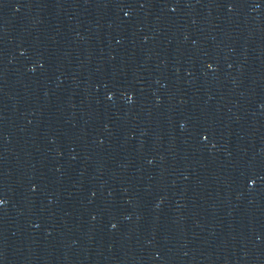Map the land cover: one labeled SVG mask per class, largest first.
Here are the masks:
<instances>
[{"label":"water","instance_id":"95a60500","mask_svg":"<svg viewBox=\"0 0 264 264\" xmlns=\"http://www.w3.org/2000/svg\"><path fill=\"white\" fill-rule=\"evenodd\" d=\"M0 264H264V0H0Z\"/></svg>","mask_w":264,"mask_h":264}]
</instances>
